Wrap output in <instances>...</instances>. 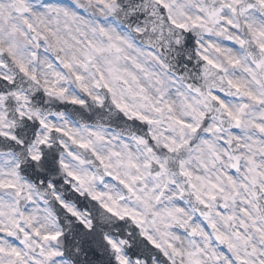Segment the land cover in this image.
<instances>
[{
  "label": "clouds",
  "instance_id": "obj_1",
  "mask_svg": "<svg viewBox=\"0 0 264 264\" xmlns=\"http://www.w3.org/2000/svg\"><path fill=\"white\" fill-rule=\"evenodd\" d=\"M0 264H264V0H0Z\"/></svg>",
  "mask_w": 264,
  "mask_h": 264
}]
</instances>
